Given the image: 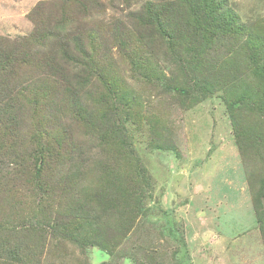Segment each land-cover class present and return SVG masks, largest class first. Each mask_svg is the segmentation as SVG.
<instances>
[{"label": "rangeland", "instance_id": "1", "mask_svg": "<svg viewBox=\"0 0 264 264\" xmlns=\"http://www.w3.org/2000/svg\"><path fill=\"white\" fill-rule=\"evenodd\" d=\"M190 1L0 0V264H264V0Z\"/></svg>", "mask_w": 264, "mask_h": 264}, {"label": "trees", "instance_id": "2", "mask_svg": "<svg viewBox=\"0 0 264 264\" xmlns=\"http://www.w3.org/2000/svg\"><path fill=\"white\" fill-rule=\"evenodd\" d=\"M210 1L213 3L212 5L213 7L209 3ZM208 6L210 7V11H208L207 8L203 9L201 7L195 9L194 0H191L188 4V7L184 8L183 11L179 10L177 19L180 20L181 18H184L189 24L192 23L193 24L192 29L194 33L196 34V31H198L196 34L197 37H205L206 35L204 34V32L210 33V30L214 28L215 29L227 28L228 27L227 25L229 24V20H228L230 16L229 13L226 11H222V8L220 4L217 2V0H208ZM215 13L217 16L215 15ZM208 19L209 22L211 21L210 22L211 25L207 23ZM238 28L240 29V27ZM170 38H172V34H170ZM0 41H4V40H0ZM92 42L93 40L90 42V44ZM92 49L95 50L94 43L92 44ZM13 54L19 55L15 52L14 46H11V44H8L7 42L6 43L0 42V92L5 91L4 88L6 81L4 80V78L5 76L8 75L10 71L14 72V68L16 66L15 62H17V64L27 63V57L25 56V52H23V54L22 53L20 54L23 57L17 61L13 60ZM52 59L53 58L48 59L45 65H48L50 60ZM4 96H5L4 99H2L3 106L10 107L9 106L10 100L15 99L13 93H11L10 91ZM6 113L7 112L0 111V118H3L4 114ZM43 151L44 149H40V152Z\"/></svg>", "mask_w": 264, "mask_h": 264}]
</instances>
